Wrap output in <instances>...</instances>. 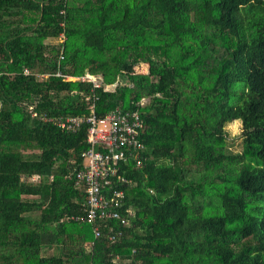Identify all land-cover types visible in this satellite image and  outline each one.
I'll return each mask as SVG.
<instances>
[{
  "label": "trees",
  "instance_id": "1",
  "mask_svg": "<svg viewBox=\"0 0 264 264\" xmlns=\"http://www.w3.org/2000/svg\"><path fill=\"white\" fill-rule=\"evenodd\" d=\"M90 104L143 120L98 237L54 122ZM0 264H264V0H0Z\"/></svg>",
  "mask_w": 264,
  "mask_h": 264
},
{
  "label": "built area",
  "instance_id": "2",
  "mask_svg": "<svg viewBox=\"0 0 264 264\" xmlns=\"http://www.w3.org/2000/svg\"><path fill=\"white\" fill-rule=\"evenodd\" d=\"M55 75L66 80L89 81L93 87L100 86L97 76L88 71L79 76H71L58 70ZM114 86L115 84L105 85L106 88ZM144 101L142 97L139 104L142 105ZM89 109L90 113L86 116L56 118L54 122L72 131L83 122L88 124V147L81 153L82 164L78 168L74 167L67 175L68 178H73L75 185L84 192L85 201L81 213L68 218L92 223L93 235L98 237L101 234L100 223L120 217L118 208L122 205L124 197V190L120 186L129 182L123 175L126 166L132 163L133 166L139 167L142 164L144 144L140 133L143 120L137 109L122 110L116 107L102 118H97L94 114L93 104L89 105ZM30 179L37 181L39 177L34 175ZM109 237L113 240L114 235Z\"/></svg>",
  "mask_w": 264,
  "mask_h": 264
},
{
  "label": "rangeland",
  "instance_id": "3",
  "mask_svg": "<svg viewBox=\"0 0 264 264\" xmlns=\"http://www.w3.org/2000/svg\"><path fill=\"white\" fill-rule=\"evenodd\" d=\"M60 41V39H53L52 41L56 42V41ZM142 74H146V73H142ZM124 83V82H123ZM238 122V123H237ZM226 129L228 132V135L234 140V145L236 149L240 148V142H241V121L240 120H233L231 122H229L226 125ZM199 175V174H197ZM53 252L52 249H47L46 254H51Z\"/></svg>",
  "mask_w": 264,
  "mask_h": 264
},
{
  "label": "bare ground",
  "instance_id": "4",
  "mask_svg": "<svg viewBox=\"0 0 264 264\" xmlns=\"http://www.w3.org/2000/svg\"><path fill=\"white\" fill-rule=\"evenodd\" d=\"M62 34V33H61ZM98 118V117H97ZM82 125V124H81ZM88 125V124H87Z\"/></svg>",
  "mask_w": 264,
  "mask_h": 264
},
{
  "label": "clouds",
  "instance_id": "5",
  "mask_svg": "<svg viewBox=\"0 0 264 264\" xmlns=\"http://www.w3.org/2000/svg\"><path fill=\"white\" fill-rule=\"evenodd\" d=\"M238 123V122H237Z\"/></svg>",
  "mask_w": 264,
  "mask_h": 264
}]
</instances>
